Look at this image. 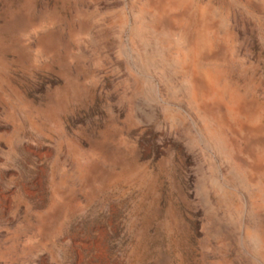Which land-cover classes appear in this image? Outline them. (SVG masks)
Instances as JSON below:
<instances>
[{
  "label": "rangeland",
  "instance_id": "374dc122",
  "mask_svg": "<svg viewBox=\"0 0 264 264\" xmlns=\"http://www.w3.org/2000/svg\"><path fill=\"white\" fill-rule=\"evenodd\" d=\"M0 264H264V0H0Z\"/></svg>",
  "mask_w": 264,
  "mask_h": 264
}]
</instances>
